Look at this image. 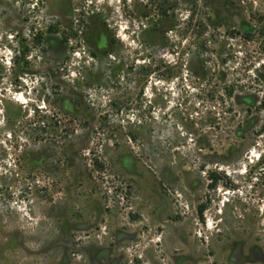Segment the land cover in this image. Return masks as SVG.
Instances as JSON below:
<instances>
[{
	"label": "rangeland",
	"instance_id": "rangeland-1",
	"mask_svg": "<svg viewBox=\"0 0 264 264\" xmlns=\"http://www.w3.org/2000/svg\"><path fill=\"white\" fill-rule=\"evenodd\" d=\"M262 127L264 0H0V264H264Z\"/></svg>",
	"mask_w": 264,
	"mask_h": 264
},
{
	"label": "trees",
	"instance_id": "trees-1",
	"mask_svg": "<svg viewBox=\"0 0 264 264\" xmlns=\"http://www.w3.org/2000/svg\"><path fill=\"white\" fill-rule=\"evenodd\" d=\"M244 86H239V87H236V88H239V90H242ZM257 136L260 137V136H263L264 138V127H262L258 132H257Z\"/></svg>",
	"mask_w": 264,
	"mask_h": 264
}]
</instances>
